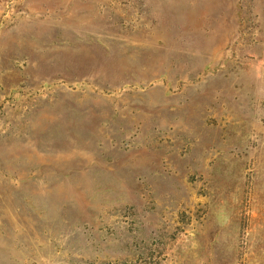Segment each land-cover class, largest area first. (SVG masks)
Instances as JSON below:
<instances>
[{
	"label": "rangeland",
	"instance_id": "rangeland-1",
	"mask_svg": "<svg viewBox=\"0 0 264 264\" xmlns=\"http://www.w3.org/2000/svg\"><path fill=\"white\" fill-rule=\"evenodd\" d=\"M0 264H264V0H0Z\"/></svg>",
	"mask_w": 264,
	"mask_h": 264
}]
</instances>
